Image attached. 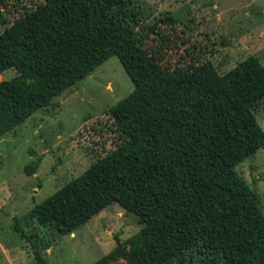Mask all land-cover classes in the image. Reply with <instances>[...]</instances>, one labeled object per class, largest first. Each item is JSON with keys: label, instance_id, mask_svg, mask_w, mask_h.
<instances>
[{"label": "trees", "instance_id": "16d2710c", "mask_svg": "<svg viewBox=\"0 0 264 264\" xmlns=\"http://www.w3.org/2000/svg\"><path fill=\"white\" fill-rule=\"evenodd\" d=\"M133 2L42 0L0 33V75L14 72L0 81V138L112 56L133 85L105 113L120 141L29 216L62 236L115 203L140 229L115 239L110 261L264 264V216L235 170L264 149V66L249 56L223 74L208 60L167 68L145 43L168 42L157 25L178 20L138 28Z\"/></svg>", "mask_w": 264, "mask_h": 264}, {"label": "rangeland", "instance_id": "374dc122", "mask_svg": "<svg viewBox=\"0 0 264 264\" xmlns=\"http://www.w3.org/2000/svg\"><path fill=\"white\" fill-rule=\"evenodd\" d=\"M41 1L4 0L0 33ZM132 6L138 12V28L165 16L178 20L157 25L168 42L150 35L145 43L167 68L208 60L223 74L249 56L264 66V0H134ZM13 75L7 71L0 81ZM132 90L112 56L0 138V264H37L33 251L44 264H126L106 256L114 250L115 239L125 242L140 226L117 204L62 236L50 226L37 225L29 214L116 146L121 135L105 113ZM255 115L264 132V98ZM27 164H37L32 176L24 174ZM235 170L257 194L264 216V149ZM190 260L186 262L201 264L203 258L193 253Z\"/></svg>", "mask_w": 264, "mask_h": 264}]
</instances>
